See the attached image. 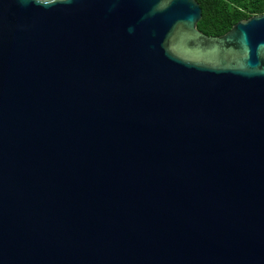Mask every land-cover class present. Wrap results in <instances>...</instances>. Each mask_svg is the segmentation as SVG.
<instances>
[{"label":"water","instance_id":"1","mask_svg":"<svg viewBox=\"0 0 264 264\" xmlns=\"http://www.w3.org/2000/svg\"><path fill=\"white\" fill-rule=\"evenodd\" d=\"M0 0V264H264V12Z\"/></svg>","mask_w":264,"mask_h":264},{"label":"trees","instance_id":"2","mask_svg":"<svg viewBox=\"0 0 264 264\" xmlns=\"http://www.w3.org/2000/svg\"><path fill=\"white\" fill-rule=\"evenodd\" d=\"M201 16L196 27L206 35H221L235 22L264 12V0H197Z\"/></svg>","mask_w":264,"mask_h":264},{"label":"clouds","instance_id":"3","mask_svg":"<svg viewBox=\"0 0 264 264\" xmlns=\"http://www.w3.org/2000/svg\"><path fill=\"white\" fill-rule=\"evenodd\" d=\"M37 2H40V3H45V4H47V3H50V2H51V0H37Z\"/></svg>","mask_w":264,"mask_h":264}]
</instances>
